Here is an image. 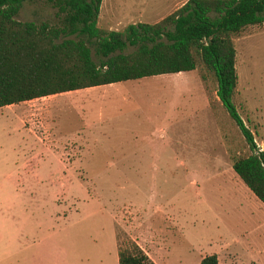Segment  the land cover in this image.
Instances as JSON below:
<instances>
[{"label": "rangeland", "instance_id": "1", "mask_svg": "<svg viewBox=\"0 0 264 264\" xmlns=\"http://www.w3.org/2000/svg\"><path fill=\"white\" fill-rule=\"evenodd\" d=\"M185 1L102 0L97 26L152 24ZM16 19L57 21L40 0L23 2ZM232 41L233 101L263 149L264 23ZM201 74L58 94L42 102L54 135L47 144L34 135L40 126L22 124L29 104L0 107V264H118L128 238L155 264L209 254L218 264H264V205L231 167L250 150Z\"/></svg>", "mask_w": 264, "mask_h": 264}, {"label": "trees", "instance_id": "2", "mask_svg": "<svg viewBox=\"0 0 264 264\" xmlns=\"http://www.w3.org/2000/svg\"><path fill=\"white\" fill-rule=\"evenodd\" d=\"M0 0V107L142 77L201 69L250 153L231 167L264 204V148L257 147L233 101L237 85L232 37L264 23V0H186L155 23L121 30L97 26L102 0H40L55 23L16 19L22 3ZM93 46L98 57L94 61ZM118 264H155L132 239L118 242ZM198 264H218L215 254Z\"/></svg>", "mask_w": 264, "mask_h": 264}, {"label": "crops", "instance_id": "3", "mask_svg": "<svg viewBox=\"0 0 264 264\" xmlns=\"http://www.w3.org/2000/svg\"><path fill=\"white\" fill-rule=\"evenodd\" d=\"M125 81H128V80H125ZM119 82H122V81H119ZM115 83H118V82L104 84V85H107L108 87H113L115 85ZM98 86H101V85H98ZM95 87H97V86L86 87V88H83V89L86 90V91H89V90L95 89ZM79 90H81V89L73 90V91H68V92H63V93H65V94L67 93V95H73V94H78L79 93ZM59 94H61V93H59ZM57 95L58 94L48 95V96H44V97H40V98H34V99H31V100H28V101L19 102V103H22L23 105H28V104L30 105L29 111H28L29 112L28 115L22 117V124H24V126L28 130H31V131L33 130L32 126H40V128L42 130L40 129L38 134H34V132H32V133L36 136V138L39 141H41L44 144L45 143L47 144V142H49L52 139V137H54V135L51 133V130L52 129L45 122V117H44L45 116V113L43 112L44 104H42V102L44 103L46 101L53 100L54 98L57 97ZM16 104H11V105H7V106L8 107H15ZM33 105H37V106H40V107H38V109L33 110L32 109L33 108L32 107ZM40 118H41V120L43 119V122L40 121ZM36 120H38V121H36ZM27 126H29V127H27ZM68 140H71V139H68ZM253 196L256 197L254 194H253ZM254 204H256V203H254ZM256 205L258 206V204H256ZM258 207L260 208V206H258ZM259 237L264 242V233H261V235ZM260 251L264 252V250H262V249H260Z\"/></svg>", "mask_w": 264, "mask_h": 264}]
</instances>
